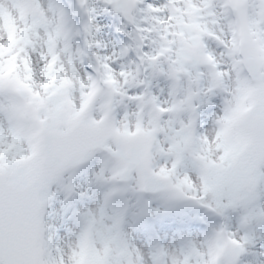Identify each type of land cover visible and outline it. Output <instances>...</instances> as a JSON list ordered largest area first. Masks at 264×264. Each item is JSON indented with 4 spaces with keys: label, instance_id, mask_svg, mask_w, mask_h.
<instances>
[{
    "label": "clouds",
    "instance_id": "obj_1",
    "mask_svg": "<svg viewBox=\"0 0 264 264\" xmlns=\"http://www.w3.org/2000/svg\"><path fill=\"white\" fill-rule=\"evenodd\" d=\"M254 112L264 0H0V175L38 264H264Z\"/></svg>",
    "mask_w": 264,
    "mask_h": 264
},
{
    "label": "snow or ice",
    "instance_id": "obj_2",
    "mask_svg": "<svg viewBox=\"0 0 264 264\" xmlns=\"http://www.w3.org/2000/svg\"><path fill=\"white\" fill-rule=\"evenodd\" d=\"M233 121L232 115L224 118L227 127ZM233 140L237 144L258 141L264 144V112H254L246 118H239L232 127ZM229 152L221 159V167L228 159ZM264 159V152L258 153L257 160ZM232 178L221 177V184L227 185ZM34 208L24 194L23 181L0 175V264H38L32 258V229Z\"/></svg>",
    "mask_w": 264,
    "mask_h": 264
}]
</instances>
